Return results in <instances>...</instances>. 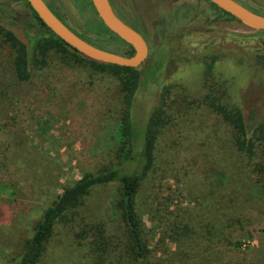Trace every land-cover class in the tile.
Listing matches in <instances>:
<instances>
[{"label": "rangeland", "instance_id": "obj_1", "mask_svg": "<svg viewBox=\"0 0 264 264\" xmlns=\"http://www.w3.org/2000/svg\"><path fill=\"white\" fill-rule=\"evenodd\" d=\"M53 1L71 29L80 30L82 20L103 28L90 4L83 19L79 0ZM250 1L264 10V0ZM210 3L140 0L138 12L158 30L170 19L171 7L192 6L196 12L174 20L172 34L159 39L139 67L153 76L142 77L134 99L136 128L145 124L161 93L171 120L158 138L155 168L145 178L138 202L151 246L179 213L192 225L195 238L201 235L190 247L189 264H264V194L236 181L234 165L246 161H241L229 127L206 101L211 96L239 107L251 128L249 136L264 121V33L225 18ZM0 21L20 38L42 33L23 0H0ZM113 40L106 34L102 43L125 48ZM7 57L0 51V150L6 146V154L0 152V163H6L0 168V264L17 255L61 191L54 188L53 176L62 185L114 159L120 116L113 75L53 59L50 67L33 70L30 80L22 82L10 76ZM20 164L24 169L17 172ZM122 166L135 169L134 163ZM116 190V182L94 188L78 208L73 230L58 225L37 264H96L91 237L78 246L75 232L85 222L106 223L107 232H114ZM165 247L174 257L176 245L166 240Z\"/></svg>", "mask_w": 264, "mask_h": 264}, {"label": "trees", "instance_id": "obj_2", "mask_svg": "<svg viewBox=\"0 0 264 264\" xmlns=\"http://www.w3.org/2000/svg\"><path fill=\"white\" fill-rule=\"evenodd\" d=\"M23 1L28 6L31 16L42 33L28 35V39H24V36L20 38L15 31L0 21V51L6 53L7 59L10 60L12 67L10 76L22 82L28 81L33 70L50 67L53 59H57L65 66L85 67L89 65L95 72L113 75L118 80L116 100L119 103L120 115L117 123L119 140L113 151L114 159H110L108 163L97 170L85 172L80 178L62 185L59 183L58 177L53 176L55 179L53 181L54 188H60L61 191L54 194L52 203L43 210L41 218L35 223L32 234L25 238L20 251L8 264H37L56 227L62 225L68 231L73 230L76 213L78 208L84 204L85 198L92 193L94 188L115 182L117 183L113 200L115 219L111 220L114 232L110 234L107 232L106 223L85 222L83 228L75 232L77 239L75 243L82 246V240L91 237L90 255L96 264H189L191 262L190 247H192L193 241L200 238L201 235L195 238L196 232L190 222L183 220V216L178 213L175 215L176 218L167 221V230L155 245L151 246L148 230L143 221L142 208L138 202L143 182L155 168L158 138L166 123L171 120L170 117H166L165 113V93H161L159 103L152 109L145 124L136 128L133 115L134 99L141 87L142 77H152L153 74L147 76L145 75L146 70L106 64L87 58L57 37L41 21L27 1ZM78 3L81 16L84 15L88 4L92 6L90 0H79ZM46 4L65 23L55 1L48 0ZM211 5L225 18L235 19L213 3ZM82 17L84 19V16ZM124 21L134 27L137 26L136 22H129L126 19ZM79 28L80 30L70 29L82 39L99 48L118 52L125 56H132L134 53L129 44L111 32L104 24L103 28H100L91 25L88 21L84 23L82 20ZM106 34L110 35L114 39L113 41L122 43L125 48L109 47L103 44L102 38ZM212 58V62L207 65L208 72L213 68L215 56ZM260 63L264 68V57ZM206 101L216 115L227 124L233 145L242 157L241 161H246L245 165H242L239 159L235 163L236 181L242 186L250 187L264 194V121L254 126L252 135L249 136L248 129L251 128L239 107L225 104L221 99L211 96H208ZM135 129H139V131ZM138 140H140L139 143ZM1 146L0 152L6 154V146ZM128 162L134 163L135 169L126 171L122 168V165ZM5 166L6 163H0V168ZM16 169L17 172H21L24 168L20 164ZM0 193H2L1 190ZM214 210L217 212L218 207L214 206ZM166 240L174 243L177 247L174 257L167 255L169 248L165 247ZM239 245L240 241H236L235 246L239 247ZM158 253L166 256L161 257ZM186 260L187 262H185Z\"/></svg>", "mask_w": 264, "mask_h": 264}, {"label": "water", "instance_id": "obj_3", "mask_svg": "<svg viewBox=\"0 0 264 264\" xmlns=\"http://www.w3.org/2000/svg\"><path fill=\"white\" fill-rule=\"evenodd\" d=\"M41 21L61 40L89 59L123 67L139 68L148 57V46L131 26L124 23L113 11L109 0H90L101 22L121 40L129 44L132 56L99 48L74 33L48 7L44 0H26ZM242 24L264 31V15L246 8L235 0H209Z\"/></svg>", "mask_w": 264, "mask_h": 264}, {"label": "flooded vegetation", "instance_id": "obj_4", "mask_svg": "<svg viewBox=\"0 0 264 264\" xmlns=\"http://www.w3.org/2000/svg\"><path fill=\"white\" fill-rule=\"evenodd\" d=\"M45 1V0H44ZM237 2H239L238 0H235ZM244 2H246L248 5H250L251 7H255L257 10H259L258 14L264 15V10L261 8L260 4H258V2H253L250 0H242ZM256 1V0H255ZM112 9L114 11V13L124 22L126 23L124 20H128L129 22H136V27L130 25L129 23H126L127 25L131 26L132 28H134L136 31H138L141 36L143 37V39L145 40L147 46H148V57L151 55L152 52V48L156 45V43L158 42L159 39H164L167 40L166 37H168V35L172 34V30L174 27V20H177V18L179 17H183V18H189V15L192 17L193 15H195V8L192 6H176V7H171V13H170V19H164L163 25L160 26L159 25V29L158 27H154V26H149L146 22H145V18L143 15L140 14V12H138L139 8L141 6L140 5V0H128L127 2H125L124 0H109ZM253 2V3H251ZM240 4H242L243 6H245L243 3L239 2ZM210 6L213 7L210 3ZM246 8H248L247 6H245ZM215 9V8H214ZM249 9V8H248ZM216 10V9H215ZM251 10V9H250ZM253 11V10H251ZM124 19V20H123ZM62 21V20H61ZM172 28V29H171ZM146 35V37H145Z\"/></svg>", "mask_w": 264, "mask_h": 264}]
</instances>
